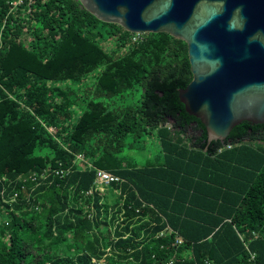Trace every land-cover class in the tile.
<instances>
[{
    "label": "trees",
    "instance_id": "16d2710c",
    "mask_svg": "<svg viewBox=\"0 0 264 264\" xmlns=\"http://www.w3.org/2000/svg\"><path fill=\"white\" fill-rule=\"evenodd\" d=\"M17 1L0 0V264H264L263 125L202 152L175 90L187 44ZM127 138L159 154L125 163ZM94 167L122 181L96 190Z\"/></svg>",
    "mask_w": 264,
    "mask_h": 264
},
{
    "label": "water",
    "instance_id": "95a60500",
    "mask_svg": "<svg viewBox=\"0 0 264 264\" xmlns=\"http://www.w3.org/2000/svg\"><path fill=\"white\" fill-rule=\"evenodd\" d=\"M78 1L130 33H168L187 44L192 79L175 90L206 130L202 152L241 122L264 133V0Z\"/></svg>",
    "mask_w": 264,
    "mask_h": 264
},
{
    "label": "built area",
    "instance_id": "2783aa9c",
    "mask_svg": "<svg viewBox=\"0 0 264 264\" xmlns=\"http://www.w3.org/2000/svg\"><path fill=\"white\" fill-rule=\"evenodd\" d=\"M22 1L23 0H18L15 4H20V3H22ZM136 38H137V36L134 37L133 40H135ZM226 147L229 148L230 144H228ZM76 160L79 163V165H81V166L85 165V166H88L90 168L93 167L92 165H90L85 160V158H84V156L82 154L77 155L76 156ZM94 171H95V179H94V184L93 185H94V189H96V190H102L105 186H107V185H109L111 183L122 181V179L119 176H117V175H115V174H113L111 172H108V171H106L104 169H100V168H95L94 167ZM67 172L68 171L64 170V169H58V170H56L55 173H56V175L60 176V175H65ZM43 176L46 177V173L45 172L43 173ZM35 177H36V175L32 174V175H30L29 177H26V178H35ZM26 178H23V179L25 180ZM91 192H92V190H89V191H87V194H90ZM206 264H215V263H213L212 261L208 260V261H206Z\"/></svg>",
    "mask_w": 264,
    "mask_h": 264
},
{
    "label": "rangeland",
    "instance_id": "374dc122",
    "mask_svg": "<svg viewBox=\"0 0 264 264\" xmlns=\"http://www.w3.org/2000/svg\"><path fill=\"white\" fill-rule=\"evenodd\" d=\"M131 141L132 140L130 138H127L125 141L127 148L122 153V157L125 163L139 165L144 162L146 156L155 157L159 154L158 146L153 140L151 144L142 143L130 146L129 144L131 143Z\"/></svg>",
    "mask_w": 264,
    "mask_h": 264
}]
</instances>
